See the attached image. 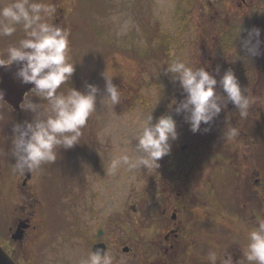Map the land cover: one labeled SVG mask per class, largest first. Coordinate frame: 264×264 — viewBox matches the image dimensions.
<instances>
[{"label": "rangeland", "instance_id": "1", "mask_svg": "<svg viewBox=\"0 0 264 264\" xmlns=\"http://www.w3.org/2000/svg\"><path fill=\"white\" fill-rule=\"evenodd\" d=\"M8 2L10 0H0V6ZM43 2L57 7L52 22L70 32L69 55L72 62H75V71L69 84L62 85L61 90L71 86L85 90L86 85L92 83L101 92L97 97V113L89 118L81 142L70 149L59 148L57 160L32 172L26 184V174L13 172L15 157L11 154V147L14 126L31 121L33 113L24 109L12 112L0 102V160L4 166L3 174L0 175V241L13 252L17 261L21 259V264H81L92 253V243L98 240V229L103 228L106 231L101 239L108 243V253L113 257V264H130L132 254L123 252L122 247L124 244L133 246V232L137 231L134 219L146 213L148 201L155 205L156 211L162 209L161 194L165 176L163 162L169 155L164 156L159 161L160 167L151 172L144 168L129 171L121 167L114 175H107L105 167L114 156L125 152L134 155L133 146L136 141L133 137L139 122L154 108L160 93L161 97L152 113L153 123L170 112L169 104L173 99H184L185 93L180 88L179 81H172L171 74L165 75L163 71L168 63L177 58L190 66L205 69L216 62L219 74L214 69L209 72L216 75L218 81L225 71L231 69L241 87L246 89V95L251 99L250 108L264 133V88L257 86L256 94L253 95L252 85H247L254 80L264 82L263 41L260 54L256 56L249 57L247 50L237 42L222 56L213 53V58L209 59L210 50L204 52L198 44L201 36L197 30L198 17L202 19L205 16L202 13L207 12L210 7L211 11H220L225 21L231 22L232 26L239 22L247 23L244 37L253 28H259L262 32L264 0H247L248 12L244 15H240L241 12L232 13L231 16L224 11L226 8L239 6L238 0ZM22 38L24 33L19 26L12 37H0V55L8 45L17 43ZM106 69L110 75H115L113 83L122 89V102L116 106L114 114L103 112L100 105V96L103 95L106 84L102 73ZM217 89L223 94L219 84ZM27 99L41 102L39 97L32 94ZM234 114L239 112L231 102L221 111L223 119L227 116L234 118L230 121L232 126L227 124L229 129L235 126L237 129L242 128V122ZM176 121L178 139L172 142L171 150H175L174 156L177 159L174 160H181L188 170L192 167L191 163L196 161V146L206 144L207 132L202 134L201 127L200 131L193 133L185 119L183 122ZM249 129L246 127V130ZM247 139H257V134L251 132ZM232 140L235 143L238 138ZM261 140L263 151V136ZM249 144H255L251 148L253 159L250 153L240 159L245 176L254 167L249 161L254 164L260 150L257 140L250 141ZM183 145H187L184 150L181 149ZM262 151L260 150V155ZM242 161H247L249 167ZM217 171V189L221 199L227 186L225 180L223 182L220 179L221 168L218 167ZM262 171L264 179V169ZM209 172L206 169L204 176L207 177ZM238 172L239 170L233 174L236 179L233 195H236L234 200L239 198L241 204H244L242 187L245 186V180L240 173L237 180ZM152 179L155 181L152 182ZM242 180L240 185L239 181L241 183ZM219 198V226L227 230L228 218L223 217L220 210L227 199L225 197L220 201ZM132 204L136 205L135 211L131 210ZM19 216L29 217L31 222L30 229L21 241V247L19 241L11 238L13 231H10V226H14ZM140 234L144 236V232ZM245 239L243 231L239 234V242L232 240L231 243H224L218 238V264H227L229 257L231 264H247L245 261H238L241 251L237 249L239 246L245 247ZM232 250L236 255L239 254L237 262L232 261V256L229 255Z\"/></svg>", "mask_w": 264, "mask_h": 264}, {"label": "clouds", "instance_id": "2", "mask_svg": "<svg viewBox=\"0 0 264 264\" xmlns=\"http://www.w3.org/2000/svg\"><path fill=\"white\" fill-rule=\"evenodd\" d=\"M56 13L57 7L43 0H10L0 6V37H12L18 26L24 33V38L3 50L0 66L22 65L16 76L22 83L34 84L31 94L41 99L36 103L25 98L21 107L31 111L33 119L13 128V172L19 175L53 164L59 156V148L70 149L80 143L89 118L97 113V97L101 92L97 85L88 83L85 90L72 86L61 90L62 85L69 84L75 62L69 55V30L52 22ZM240 33L239 25L237 38ZM260 34L259 28H253L246 38H242L249 57L260 54ZM163 71L165 75L171 74L172 81H179L185 93L183 100L171 101L169 111L184 114L193 133L200 131L202 124L210 125L229 102L238 109L241 118L248 116L251 99L231 69L225 71L218 81L217 76L205 67L190 66L177 58ZM216 73L219 74V68ZM102 75L106 84L100 105L103 112L114 114L116 106L122 102V89L113 83L115 75H110L107 69ZM218 84L223 94L218 91ZM160 97L161 93L155 106ZM153 109L139 122L133 137L136 141L134 155L125 152L110 158L105 167L107 175H114L121 167L129 171L144 168L151 172L160 167L159 161L164 156L170 154L172 142L178 139L177 121L173 115L165 114L153 123ZM226 136L229 140L234 139L239 136V131L229 129ZM247 239L244 260L247 264H264V218L257 217L256 226L248 233ZM207 258L210 264H216L217 253L210 251ZM81 264H113V257L107 251L97 249ZM227 264H231V257Z\"/></svg>", "mask_w": 264, "mask_h": 264}, {"label": "flooded vegetation", "instance_id": "3", "mask_svg": "<svg viewBox=\"0 0 264 264\" xmlns=\"http://www.w3.org/2000/svg\"><path fill=\"white\" fill-rule=\"evenodd\" d=\"M238 5L237 7L226 8L224 12L228 16H231L232 13L241 12L239 14L244 15L248 12L247 0H238ZM239 7L240 9H238ZM220 13L217 9L211 11L208 7L207 12L202 13L205 16L202 19L198 17L197 30L201 36L198 44L202 46L204 52L210 50L209 59L213 58V53L222 56L225 52L230 51V48L237 42L242 44V38H246L243 34L247 23L239 22L232 26L230 25L231 22L225 21L222 13ZM239 25L242 33L237 38ZM259 39L264 44V31L261 32ZM228 56L232 55L228 54ZM203 63L206 65V61L203 60ZM217 68L218 64L213 62L212 67H207L206 70L211 71L214 69L216 71ZM247 85L249 87L252 85L253 95L256 94L255 89L257 86L264 88L263 81L254 80L248 82ZM0 102L12 112L21 111V109H14L1 95ZM172 113L175 120L183 122L184 116H178L174 110ZM234 115L240 123L242 122V128H238L239 136L235 143L226 136L229 131L227 124L232 126L230 121H233L234 118L227 116L226 119H223L220 113L210 125H201L202 134L207 132L205 139L207 145L199 144L196 146V161L191 163L192 167L190 169L186 170L181 160H174L177 159L174 156L175 150L174 152L171 150L169 158L164 160L163 173L165 176L162 194L161 191L157 190L159 194L163 195L162 209L156 211L155 205L148 201L146 213L144 215L140 214L134 219L137 231L133 232L132 239L135 245L124 244V246H128V251H124L122 247L123 252L132 254L129 259L130 264H210L207 258L210 251H215L218 257V238L224 243H231L232 240L239 242V234L242 231L246 237L244 240V246L246 247L248 233L256 226L257 217L264 218V179L261 175L264 169V150L262 151V146H260L262 143L261 137L264 138V133L261 132L262 125L254 117L251 108L246 118H241L239 114ZM246 127L250 129L246 130ZM205 128L209 130L205 131ZM251 132L257 134V139H247ZM256 140L259 143V149L263 153H261V156L260 150H258L254 164L249 161L254 167L251 168L252 171L249 175L245 176L246 172L243 171L244 168L241 166L240 159L247 153H250L249 155L253 159L251 148L255 144L249 143ZM221 146L223 147L221 148ZM181 149L184 150L185 147L182 146ZM244 164L249 167L247 161ZM218 167L222 170L220 179L223 182L225 180L227 186V193H222L221 198L226 197L227 199L226 203H223L225 207L221 202L223 206V209H221L222 215L228 218L227 230L222 229L218 221V198L221 197L217 189ZM206 169L210 170L207 177L204 176ZM3 170L4 166L0 160V175L3 174ZM237 170H239L237 180H239V173L242 176L241 178L244 177L243 180H245V186H241L245 206L241 204L239 198L234 200L236 195H233V193L236 187L233 188V184L236 179L233 178V174ZM243 180L241 183L239 181L240 185ZM151 181L154 182L155 180L152 179ZM222 189L224 190V188ZM22 220L28 221L30 225L26 229V235L31 227L29 217L19 216L14 226H10V231L15 230L18 222ZM103 231L105 233L106 230L103 229ZM141 232H144V236L140 234ZM98 241L107 243L102 239ZM18 243L21 247V240ZM94 243L95 241L92 245ZM239 247L237 249L241 251L240 258L239 254L233 253V250L230 251L229 255L232 256V261L237 262L239 258V262L240 260L244 262L243 249L245 247ZM6 249L16 259L13 252L7 247ZM17 262L21 264V259ZM216 264H218V259Z\"/></svg>", "mask_w": 264, "mask_h": 264}, {"label": "water", "instance_id": "4", "mask_svg": "<svg viewBox=\"0 0 264 264\" xmlns=\"http://www.w3.org/2000/svg\"><path fill=\"white\" fill-rule=\"evenodd\" d=\"M22 65L13 63L11 66H0V94L5 101L10 104L14 109H21V105L25 100V97L30 93L34 87V84H25L16 76L18 68ZM169 115H172L169 113ZM27 177H31V173H27ZM26 182V181H25ZM135 209V206H132ZM29 226L27 221L22 220L18 223L16 231L12 234L13 239L22 240L24 237L25 229ZM103 234V230H99L97 236L100 238ZM100 249L107 251V244L105 242H98L93 245V251ZM123 250L128 251L129 248L125 246ZM0 264H17V262L11 257L8 251L0 243Z\"/></svg>", "mask_w": 264, "mask_h": 264}, {"label": "trees", "instance_id": "5", "mask_svg": "<svg viewBox=\"0 0 264 264\" xmlns=\"http://www.w3.org/2000/svg\"><path fill=\"white\" fill-rule=\"evenodd\" d=\"M222 208H220V210H221Z\"/></svg>", "mask_w": 264, "mask_h": 264}]
</instances>
